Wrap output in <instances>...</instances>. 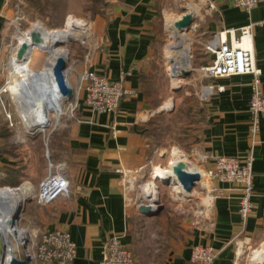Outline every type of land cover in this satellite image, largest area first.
<instances>
[{
    "label": "crops",
    "instance_id": "crops-1",
    "mask_svg": "<svg viewBox=\"0 0 264 264\" xmlns=\"http://www.w3.org/2000/svg\"><path fill=\"white\" fill-rule=\"evenodd\" d=\"M210 2L214 6L209 9L204 30L212 38L213 34L228 28H234L240 35L242 27L252 24L250 38L256 64L262 71L264 92V1L249 13L235 6L232 0ZM158 5L157 0L113 2L106 15L95 21L98 39L94 48L80 56L82 59L76 66L79 75L91 69L113 81L123 79L130 92L122 98L115 112L92 110L85 102L84 88L80 87L75 114L63 128H56V125L31 139L15 128L17 121L14 126L9 120L5 121L14 128L13 140L21 145V157L27 162L20 185L33 183L39 186L50 163L52 167L54 164L53 173L61 174L69 181L68 195H61L47 204L37 201V193L30 199L27 219L31 236L39 237L44 231L60 228L68 230L77 246L73 264H101L104 246L114 237L133 251L136 264H188L197 245H210L218 251L213 264H251L252 252L264 244V112L260 114L258 142L252 148V113L249 109L252 74L208 77L200 69L206 97L197 103L206 116L198 128L192 127L200 137L194 145L200 161L199 173L202 168H211L217 156L244 157L253 151V209L247 219L243 220L240 214V188L234 183L209 177L206 183L200 178L210 195L206 198L209 205L203 216L194 212L175 229L168 226L164 234L157 228L154 233L147 226L139 225L143 219H154L159 215L160 211L147 215L139 210L137 188L146 167L153 163L157 152L165 148L163 145L150 147L143 126L152 115L166 114L168 110L166 115L171 116L180 105L178 100H171L172 105L165 106L171 95H166L168 82L159 75L163 52L158 43ZM24 6V0H0V90L9 84L6 77H9L10 67H6L9 60L5 61V55L7 46L12 43L10 38L15 37L23 15H26ZM166 28L164 17V32ZM189 40L188 36V44ZM207 53L208 60L202 66L213 61V55ZM190 62L191 59L187 62L189 68ZM151 83L160 93L155 100L161 103L156 108H151L152 101L146 95V88ZM173 87L175 85L172 86L175 90ZM181 88L180 85L176 89ZM41 141L44 146H40ZM17 163L12 155L0 152V167L5 174L0 181L7 177L6 168ZM217 192L220 194L213 198ZM248 252H251L250 262L246 260ZM33 264L59 263L34 261Z\"/></svg>",
    "mask_w": 264,
    "mask_h": 264
},
{
    "label": "rangeland",
    "instance_id": "rangeland-1",
    "mask_svg": "<svg viewBox=\"0 0 264 264\" xmlns=\"http://www.w3.org/2000/svg\"><path fill=\"white\" fill-rule=\"evenodd\" d=\"M91 1L92 0H51L48 10L43 12L42 14L37 13V15L33 18L23 15L24 19L21 22V25H19V31L18 32L16 31L15 37L13 36L10 38V41L12 40V43L9 42L11 44L7 46L8 50L6 51L5 61L9 60L6 65L11 69L12 66L10 65V62H12L13 61L12 59L14 58L12 49L17 46L19 36L22 35L25 31L32 28L34 23L39 22L48 30H61L65 28L67 18L70 15L75 16L76 18L84 19V21L87 23L85 32L81 40L79 39L72 40L69 43L60 46L67 49L68 51L67 74H68V80L74 89V96L72 99L70 100L67 99L65 102L60 100L57 93L54 92L53 95H51L52 109L54 110L55 113L51 112L50 121L48 123V126L44 130L46 132L54 128L55 125H57L56 128L65 127L68 120L73 118V114H75L76 98L78 97L79 89H81L80 88L81 75H79L80 72L76 70L77 64H79L82 59L80 56L83 54L80 50L81 46L79 45L81 44L86 50L94 48L98 39L97 32H95V26H96L95 21L99 16H102V14H96L95 16H93L92 11H90L87 8V6L90 4ZM107 1L109 4H112L117 0H107ZM205 1L206 0H159L158 1V3L160 4L163 10L166 24L169 17L182 15L189 11L194 14L191 27L185 32V34L190 37L188 48L192 53L191 62H190L192 71L189 76L179 80L178 86L180 85L182 86V88L179 90H177L176 87L175 88L173 87L175 90L172 89L174 83H173V76L170 75V71H169L170 62L168 60V57H170L171 54H175L176 43L173 42V40L170 38V32L168 28L165 29L163 35V48H162L163 55L161 62H162V70L164 71V75H165V76L163 75L165 77L164 79L165 81L168 82V85L165 87L166 95L167 96L171 95L169 98L170 101L172 100L176 102V100H178L180 102L178 104L182 106L195 104L200 100L202 101V99L205 100L204 98L206 97L205 92L202 89L203 76L199 71L202 65L200 66L194 65V59L196 57H199L200 60H202L203 59V58L201 59L202 56L204 57L208 56L207 54L209 53H207L208 51L206 49V44L212 38L211 34L205 33L204 30L205 23L209 18V9H210ZM190 4L197 5L199 7L198 12H194L193 9H190L189 8ZM24 5H26L25 0H24ZM108 9L109 8L106 9V12L108 11ZM24 10L25 9L23 8V11ZM44 53L42 55L39 53L37 54L35 51L33 52V56H32L33 60L31 63L33 70L30 73L28 72L26 74H23V78L27 79L28 76L35 73L37 69H41L45 66V63L47 61L45 54L47 55V52L45 54ZM181 76L182 75H180V77ZM7 82L9 83V77H6V83ZM3 97L8 109V113H5L3 110L0 113V119L3 122H5L6 120L8 121V114H11L15 118V122L17 121L15 128L17 127L18 130L22 132V134H24V136H27V138L32 139L33 137H37L42 133H44V131H42V132H37L35 134H31L27 131L28 129L21 116L20 108L17 102L14 100L11 85L9 86L8 90L3 93ZM165 112L166 114H168L167 112L169 111L166 110ZM164 141L167 142V144L163 146L165 148L159 150V152H157V154L152 159L153 163H150L149 166L146 167V171L142 178V182L141 184H139L137 188L139 191L138 194H142L144 196V192L142 190L144 184L148 182L154 183V189L156 191V194L152 199V202L156 203L158 207L162 206V210L160 212L158 211L159 212L158 217L147 220L143 219L141 221L142 223L139 225L143 227L147 226L150 229V231L154 233L156 232V228H157L158 232L159 233L162 232V234H164L163 231L165 232L167 227L169 226V222L175 220L178 226L179 223H181L180 221H183L186 218L191 217V215L193 216L194 212L195 214H197L201 209L204 210L205 207L209 205V204L207 205L206 198L210 197V195H207L206 193L207 190L200 183V180L196 182L192 194L190 196L179 197L174 185H171L169 181L161 180L160 177L158 176H154L153 172L155 171L156 167L167 168L169 166L172 157V151L174 148H178L183 153V155H185L184 157L189 161L188 164L191 163L192 165L201 168L199 166L200 161L197 159L198 154L194 146L195 143L191 144L190 147L185 148L176 140L174 134L165 137ZM203 170L204 168L201 169V172H203V174L201 173V178L202 181L204 180L205 182L206 179L209 180V176H207V174L204 173ZM32 187H33L32 195H30L27 198V200L25 199L22 203L23 212L19 221V227L25 228V230L28 233V238H29L28 245H29V250L31 251L33 250V240L31 238L29 220L27 219L28 217L27 208L30 199L34 198V195L37 193L39 186L32 183ZM2 188L3 187H0V189ZM1 195H3V193L0 191V197ZM147 202H149V200H147L144 203ZM250 253L251 252H248V254H246V260H248V262H250ZM33 263L34 260H32V264ZM252 263L255 264L254 262H251V264Z\"/></svg>",
    "mask_w": 264,
    "mask_h": 264
},
{
    "label": "built area",
    "instance_id": "built-area-1",
    "mask_svg": "<svg viewBox=\"0 0 264 264\" xmlns=\"http://www.w3.org/2000/svg\"><path fill=\"white\" fill-rule=\"evenodd\" d=\"M234 5L246 12H251L258 4L264 0H232ZM209 8L214 4L206 0ZM252 24L241 28L240 35L236 34L234 28L224 29L213 34V38L206 44V49L213 55V61L210 64L201 67V71L208 77H223L241 74H252V97L249 103V109L252 113L250 126V138L252 148L258 142L260 133V114L264 112V92L261 88L262 71L255 61L254 46L250 38ZM80 87L85 90V102L88 106L98 113L115 112L122 98L130 92L124 86L123 79L113 81L107 76L87 69L81 75ZM6 88L0 90V113L2 110L8 113L7 105L3 97ZM9 124H16L13 116L8 114ZM47 156L49 154L47 152ZM253 151L242 156L221 155L215 157L211 168L204 169L207 176L213 179L231 182L236 184L241 190L240 214L243 220H246L253 209L252 196L254 192L253 185ZM52 164L49 165V171L39 185L36 199L41 204H47L56 200L61 195L70 193L69 181L61 174L53 173ZM5 174L0 167V177ZM201 181V180H200ZM145 183L142 194L139 195V204L147 200L151 204L156 191L147 193V184ZM154 189V185H153ZM151 190V189H150ZM155 190V189H154ZM220 192L214 194L213 198ZM130 201H134L130 198ZM157 208L158 206H154ZM198 214L204 215L201 209ZM33 240V250H29L32 260L45 263L58 262L59 264H73L76 257L77 246L71 239L68 230L60 228L52 231H44L36 236H31ZM218 256V251L210 245H197L193 248L191 258L188 264H213ZM101 264H136V258L131 249L125 246L117 237L107 242L103 249Z\"/></svg>",
    "mask_w": 264,
    "mask_h": 264
},
{
    "label": "bare ground",
    "instance_id": "bare-ground-1",
    "mask_svg": "<svg viewBox=\"0 0 264 264\" xmlns=\"http://www.w3.org/2000/svg\"><path fill=\"white\" fill-rule=\"evenodd\" d=\"M189 8L193 9L194 12H196V10L199 9L197 5H193V4H190ZM184 14H182V16H180L179 18H168L167 20V28L170 32V38L173 40V42L176 43L175 54H171L170 57H168V60L170 62L169 71H170V74L174 73L172 74V76H173V81H174V85L176 88L179 87L178 86L179 80L184 78L183 75L181 77L180 75H178V71H180L184 67H188L187 62L189 59H191V55L189 53L190 50L188 48V36L185 34L186 30H188L189 28L185 27V28L180 29L176 26V22L182 19ZM86 25L87 23L84 21V19L76 18L75 16L70 15L67 18L64 29L48 30L41 23L37 22L33 24L32 28L25 31L22 35L19 36L17 46L12 50L14 58L12 59L13 61L10 62V65L12 67L10 71H8L9 84L6 87L8 90L9 86L11 85L14 100L17 102L20 108L21 116L30 133L44 131L50 121L51 112L55 113L54 110L52 109V104H51L52 97L49 98L47 103L38 101L37 105L34 107H27L24 104L23 99L21 98V95H20L21 85H22L21 82L23 80H27L23 78V74H26L28 72L30 73L33 70V67L31 66V63L33 60L32 58L33 52L35 51L37 54L39 53L42 55L44 52L45 53L47 52V55L44 53L47 58V61L45 63V66L41 69L46 70L51 81H53L52 82L53 87L56 86L54 83V76L51 74L52 65L56 63L57 58L59 56H64L66 59H68L67 49L60 47V46L65 45L72 40H76V39L81 40L85 32ZM32 30H40L43 33L44 43L37 45L35 48H33L32 51L27 55V58L25 57L26 61L25 59L21 60L17 56L18 48L23 41H27L28 43L32 42L31 41V31ZM176 67H178L177 72L174 69ZM41 69H37V70H41ZM67 73H68V70L66 72V76L68 79ZM54 92L57 93L61 101L66 102L67 100L66 95L62 94L60 90L55 89V87H54ZM171 105H172V101H168L165 106L168 107ZM184 156L185 155H183V153L178 148H174L172 151V157H171L169 166L167 168L156 167L155 171L153 172L154 176H158L160 177L161 180L169 181L171 185H174L179 197H183V196L188 197L192 194V192H187L183 188L182 184L179 182L174 172V165L178 161L183 160L187 163L189 162ZM188 165L191 170L200 171L199 167H196L195 165H192L191 163ZM201 173L203 174V172H200V174ZM153 185L154 183L147 184V193L155 192V190L153 189ZM0 191L3 193V195H1L0 197V203H7L12 207H15V206L17 207L18 204H21L26 198L32 195L33 187L29 183H24L17 190H13L11 187H8V188L3 187L2 189H0ZM6 217L8 218L9 215L7 214L5 218ZM0 230L2 232L3 240L7 242V246H8V249L5 251V259H4L5 264H9L10 255H11L9 248L12 246V244H14L13 247L15 248L16 242L12 239V244H11L10 241L8 240V236L10 237L12 236L11 231L7 233L5 231V228L1 226H0ZM26 234L28 235L27 231L23 228V231L21 232V237L25 236ZM251 261L254 262L255 264H264V244L252 252ZM0 264H1V261H0Z\"/></svg>",
    "mask_w": 264,
    "mask_h": 264
},
{
    "label": "water",
    "instance_id": "water-1",
    "mask_svg": "<svg viewBox=\"0 0 264 264\" xmlns=\"http://www.w3.org/2000/svg\"><path fill=\"white\" fill-rule=\"evenodd\" d=\"M194 14L192 12H187L183 15V18L176 22V26L180 29L190 28ZM167 26V24H166ZM31 43L23 41L19 48L17 56L19 59L27 58V55L35 48L37 45L44 43V36L40 30L31 31ZM192 56L191 51L189 52ZM26 57V58H25ZM176 72L178 67L174 68ZM67 59L64 56H59L54 65H52V75L54 76V86L62 94L66 95L67 99L70 100L74 96V89L71 86L69 80L67 79ZM192 67H184L178 71V75H183L187 77L191 74ZM171 73L170 75L172 76ZM48 73L45 69L37 70L35 73L28 76L27 80L21 82V98L27 107H34L37 105L38 101L47 103L49 98H51L54 92V87ZM178 89V88H177ZM56 126V125H55ZM54 126V127H55ZM174 172L177 179L182 184L183 188L187 192H192L194 186L198 180L201 178V174L198 171H193L190 169L187 162L180 160L174 165ZM22 185L17 187H11L13 190H17ZM8 188V186H4ZM27 200V198H26ZM23 203V202H22ZM22 203L18 204L16 207H12L7 203H0V226L5 228L8 233L11 231L12 236H8V240L12 244V239L16 242L15 248L14 244L9 248L10 250V260L9 264H32V256L29 252V238L26 234L21 237V232L23 228L19 227V221L22 216L23 207ZM139 210L147 215H153L158 211L162 210V206L155 208L151 203H143L139 205ZM9 217L5 218L6 215ZM8 249L7 242L3 240L2 232L0 230V261L1 264H5V251Z\"/></svg>",
    "mask_w": 264,
    "mask_h": 264
},
{
    "label": "trees",
    "instance_id": "trees-1",
    "mask_svg": "<svg viewBox=\"0 0 264 264\" xmlns=\"http://www.w3.org/2000/svg\"><path fill=\"white\" fill-rule=\"evenodd\" d=\"M26 5L24 6V11L26 16L35 17L37 13L42 14L48 10L51 0H25ZM159 1V0H157ZM111 4L107 0H92L87 8L92 11L93 16L96 14L106 15V9L110 7ZM159 6V5H158ZM159 45H161V51L163 48V35H164V16L161 13V6H159ZM80 50L83 54H86L87 50L80 44ZM203 58V59H202ZM196 57L194 59V65L200 66L203 65L207 60V56ZM160 77L165 78L164 71L161 69L159 71ZM164 75V76H163ZM159 91L154 89V86L151 83V86L146 88L147 98L152 101L151 108H156L160 105ZM206 112L199 104L188 105L183 107L182 105H177L174 109V112L170 117H167L164 113H156L152 115L147 123L143 126V134L149 140V145L152 148L156 146L166 145L167 142L164 141L165 137H168L171 134H174L176 140L185 148L190 147L191 144L198 143L200 137L198 134L194 133L192 127L198 128L200 123L204 121ZM14 128L9 126L8 122L0 124V152L7 153L12 155L18 163L15 166L7 167V177L4 180L0 181L1 186L10 185V186H19L22 183V178L25 174L27 168V162L21 157L22 152L21 145L17 144L13 140ZM54 132L52 133V135ZM40 146H44V142H40ZM153 155L152 152H150ZM51 157V156H50ZM54 167V164H53ZM51 167V169H53ZM177 222L174 220L169 222V227L175 229Z\"/></svg>",
    "mask_w": 264,
    "mask_h": 264
}]
</instances>
